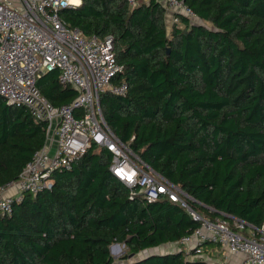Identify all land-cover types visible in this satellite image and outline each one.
Here are the masks:
<instances>
[{"label": "trees", "instance_id": "obj_1", "mask_svg": "<svg viewBox=\"0 0 264 264\" xmlns=\"http://www.w3.org/2000/svg\"><path fill=\"white\" fill-rule=\"evenodd\" d=\"M182 1L209 25L180 14L169 31L160 0H82L62 16L87 36L114 38L123 72L113 81L128 90L100 94L112 132L192 197L194 211L264 229V0ZM58 77L46 72L38 86L61 107L78 93ZM46 126L0 95V190L45 146ZM111 163L94 143L53 172L52 187L0 210V264H114V243L125 244L126 264H210L200 254L212 243L133 259L200 222L168 198L132 194Z\"/></svg>", "mask_w": 264, "mask_h": 264}, {"label": "built area", "instance_id": "obj_2", "mask_svg": "<svg viewBox=\"0 0 264 264\" xmlns=\"http://www.w3.org/2000/svg\"><path fill=\"white\" fill-rule=\"evenodd\" d=\"M136 6L140 0H126ZM172 23L180 14L192 19L194 11L182 0H162ZM82 0H0V95L8 103L26 106L32 117L47 124L45 146L37 151L18 180L0 190V210L11 214L24 192L37 194L53 185L52 174L70 169L75 159L92 144L112 153L110 170L130 189L148 201L160 198L179 203L200 225L175 243L177 249H202L212 243L217 251L237 256L239 264H264V229L243 219L227 216L211 218L188 205L192 199L183 189L151 168L108 127L100 105V94L110 91L125 95L128 84L114 83L123 72L115 54L114 38L87 36L68 26L62 16L66 8ZM59 71L62 85L72 86L77 97L68 105L54 106L41 92L38 79ZM15 190L3 195V192ZM210 264L213 257L200 254Z\"/></svg>", "mask_w": 264, "mask_h": 264}, {"label": "rangeland", "instance_id": "obj_3", "mask_svg": "<svg viewBox=\"0 0 264 264\" xmlns=\"http://www.w3.org/2000/svg\"><path fill=\"white\" fill-rule=\"evenodd\" d=\"M141 1V0H140ZM192 22L194 23H205V24H208L207 22H204V21H201L199 18L195 17V18H192L191 19ZM171 26H172V23L168 22V30L170 31L171 30ZM176 246L175 245H165V246H160V247H157V248H154V249H150V250H145L143 251L142 253L138 254V255H135L133 257V259L135 258H139V257H142L148 253H152V252H166L168 250H173V248H175ZM127 248L125 246V244H117V243H114L112 246H111V252H112V255L114 256V259H115V263L114 264H126V260L124 259H121V256L125 254ZM204 257V256H203ZM216 258V257H215ZM213 258V264H221L219 261H217L216 259H218V257L215 259ZM223 259L226 260V263H230V264H239V262H241L242 260L241 259H227L226 256L223 257ZM226 263H223V264H226Z\"/></svg>", "mask_w": 264, "mask_h": 264}, {"label": "crops", "instance_id": "obj_4", "mask_svg": "<svg viewBox=\"0 0 264 264\" xmlns=\"http://www.w3.org/2000/svg\"><path fill=\"white\" fill-rule=\"evenodd\" d=\"M145 1H148V0H145ZM161 2H162V0H160ZM172 14L173 13H171V12H168L167 13V19H166V21H167V23L168 22H170V23H172ZM15 192V190H8V191H6V192H3V195H9V194H12V193H14ZM165 245H175V244H165ZM165 245H162V246H165ZM178 247H175V248H173V250H178L177 249ZM206 250H207V252L206 253H204V254H209L211 257H213V258H217L218 257V259H216L217 261H219L221 264H223V263H226V260L225 259H223V257L224 256H226L227 257V259H236L237 258V256H233V255H229V254H227V253H221V252H218L217 251V248H216V246L214 245V244H208L207 246H206ZM168 251H171V250H168ZM226 264H230V263H226Z\"/></svg>", "mask_w": 264, "mask_h": 264}, {"label": "water", "instance_id": "obj_5", "mask_svg": "<svg viewBox=\"0 0 264 264\" xmlns=\"http://www.w3.org/2000/svg\"><path fill=\"white\" fill-rule=\"evenodd\" d=\"M117 244H119V243H117ZM133 254H131V256H132Z\"/></svg>", "mask_w": 264, "mask_h": 264}]
</instances>
